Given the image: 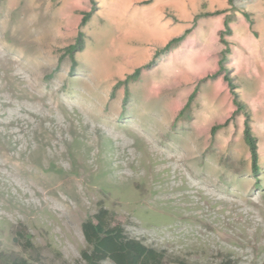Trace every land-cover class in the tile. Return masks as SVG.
Segmentation results:
<instances>
[{"label":"rangeland","instance_id":"1","mask_svg":"<svg viewBox=\"0 0 264 264\" xmlns=\"http://www.w3.org/2000/svg\"><path fill=\"white\" fill-rule=\"evenodd\" d=\"M96 2L80 27L90 0H0V264H86L82 225L100 206L163 250V264H264V116L254 118L264 110V0ZM225 19L227 64L255 119L259 187L243 113L212 134L235 108L223 73L200 81L218 68ZM194 21L129 83L122 114L116 81ZM79 29L85 47L69 75L68 56L56 67ZM198 83L192 118L172 127Z\"/></svg>","mask_w":264,"mask_h":264},{"label":"trees","instance_id":"2","mask_svg":"<svg viewBox=\"0 0 264 264\" xmlns=\"http://www.w3.org/2000/svg\"><path fill=\"white\" fill-rule=\"evenodd\" d=\"M152 0H145L146 3ZM232 2L233 0H229ZM91 7L89 10L82 12V17L79 26L86 25L92 14L97 9L96 0H90ZM223 10L216 9L207 12V14H219ZM244 17L249 22L250 27H253L255 20L249 11L243 12ZM195 21L192 26L187 27L178 35L169 38L163 45L157 46L151 58L135 67V69L126 75L125 78L119 79L113 85L110 97H113L115 91L120 86H124V96L122 99V114L129 101L130 90L129 83L136 82L140 79L142 71L153 68L157 63V58L164 53L169 52L173 47L178 45L193 29ZM233 29L230 25L229 19L224 20V29L219 32V41L223 45L218 59V68L203 76L200 81H205L210 78L223 73V79L226 81L229 91L232 95V103L234 105L233 113L224 122L213 125L212 134L225 125H227L238 112L243 113V135L244 140L249 148L251 172L254 176L255 186L261 185L260 173V154L258 146V138L253 131V111L250 105L243 99L240 93V84L236 79V74L233 73V67L227 64V57L231 53V40L229 36L232 35ZM256 33V32H255ZM85 47V32L81 29L78 30L74 41L63 48V53L58 59L59 67L60 62L66 56L70 58L71 66L69 75H73L78 66V60L75 56ZM199 91V83L195 86L190 93L187 101L178 111L172 122V127H175L179 120H190L192 118L191 110L192 103ZM82 230L87 246L82 250L81 256L86 264H103V262L110 260L114 264H163L164 251L158 250L152 246H148L139 239L127 236L125 228L120 222H117L113 213L106 207L100 206L92 218L83 222ZM5 264H35L25 257H16Z\"/></svg>","mask_w":264,"mask_h":264},{"label":"crops","instance_id":"3","mask_svg":"<svg viewBox=\"0 0 264 264\" xmlns=\"http://www.w3.org/2000/svg\"><path fill=\"white\" fill-rule=\"evenodd\" d=\"M258 88H259V91H260V93L263 95V93H264V85L263 84H261V90H260V85H258ZM258 115V116H257ZM263 117L264 116V110H261V109H256L255 110V113H254V118H256V119H258V117ZM258 121V120H257ZM254 124H255V119H254V122H253ZM257 123V122H256Z\"/></svg>","mask_w":264,"mask_h":264}]
</instances>
